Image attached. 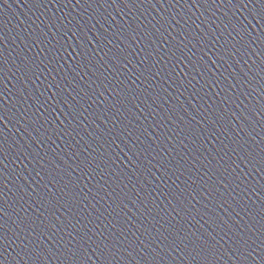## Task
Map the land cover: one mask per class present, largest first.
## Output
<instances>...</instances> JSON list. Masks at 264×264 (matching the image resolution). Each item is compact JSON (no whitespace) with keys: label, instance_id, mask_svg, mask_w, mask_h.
I'll return each instance as SVG.
<instances>
[{"label":"water","instance_id":"95a60500","mask_svg":"<svg viewBox=\"0 0 264 264\" xmlns=\"http://www.w3.org/2000/svg\"><path fill=\"white\" fill-rule=\"evenodd\" d=\"M0 264H264V0H0Z\"/></svg>","mask_w":264,"mask_h":264}]
</instances>
